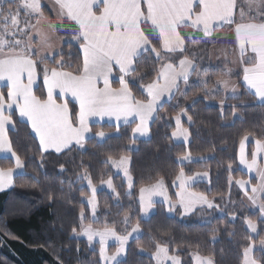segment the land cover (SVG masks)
I'll use <instances>...</instances> for the list:
<instances>
[{"label": "snow or ice", "instance_id": "snow-or-ice-1", "mask_svg": "<svg viewBox=\"0 0 264 264\" xmlns=\"http://www.w3.org/2000/svg\"><path fill=\"white\" fill-rule=\"evenodd\" d=\"M3 3L4 0H0V153L5 157L10 154L14 167L0 166V191L12 187L16 175H28L23 171L25 162L13 149L8 135L9 126L12 129L16 127L13 119L16 113L21 122L26 118L39 140L41 168L44 166V154L49 150L62 153L74 147L83 149L85 141L93 135L101 140L110 138V134L104 131L93 134L90 127V122L99 123L105 117L109 122L115 118L117 131L121 121L125 125L135 123L133 136L137 133L145 136L149 132V122H154L163 107L162 99L165 96L169 100L174 98L180 91L181 82L187 85L193 74L199 77L206 75L200 71L195 58L197 52L193 50L191 55L186 54L191 46L198 43L193 37H199L201 32L203 37L199 39L206 40L213 37L217 29L232 26L235 50H238V60L234 63H238L242 70L243 84L258 104L264 106V0H50L56 18L45 15L42 0H19L15 8H5ZM238 7L237 14L235 10ZM66 22H74L71 26L75 30L71 34L65 32L64 36L75 41L81 53L80 63L74 70H67L73 65L63 58L62 49L52 50L51 41L57 33L64 31ZM21 23L23 27H20ZM189 29L192 31H187ZM63 39L61 37L62 42ZM145 53L154 54L158 65L153 79L146 84L143 81L147 73L137 75V65ZM57 56L61 58L57 60ZM47 61L54 66H49ZM233 75L229 69L218 77L217 91L223 87L231 91L232 98H239L238 84L232 81ZM114 82H118L119 87H113ZM201 82L205 88L204 99L214 100L215 96L207 88L208 80L202 78ZM130 85L138 86L142 93H146L144 99L137 98ZM37 91L41 94L38 95ZM73 102V107H70ZM224 102L220 101L221 106ZM177 107L180 114L175 117L177 131L172 136H182L185 142H190L188 130L181 126V117L187 116L188 110L179 104ZM232 107L235 116L236 105ZM92 118L99 119L93 121ZM187 119L192 123L191 116ZM253 135L246 133L241 138L239 163L249 173H255L256 183L250 192L246 188L251 184L250 180H236L235 184L244 189L251 205L259 209L258 218L264 224V137L255 138L254 147L248 152L246 142ZM129 161L130 157L125 155H121L119 160L109 156L106 163L123 170L128 181L127 194L131 195L133 177L125 167ZM178 161L191 163L193 158L187 152L179 156ZM228 170H232L231 163ZM60 171H64L63 165ZM208 175L205 171L186 176L181 167L172 182L179 188L175 192V203L168 195L164 178L159 177L155 183L139 189L140 211L148 214L155 204L153 196L163 197L162 203L167 204L169 213L181 209V214L187 215L197 211L198 207L219 208L220 205L206 194L189 190L190 182ZM32 179L39 182L36 176ZM77 179L87 180L91 189L87 204L91 206L93 220H96L97 187L87 171ZM106 183L116 192L111 179ZM232 183L229 178L230 187ZM116 197L119 203V193ZM79 217L80 231L74 227L73 233L85 235L90 243L99 237L100 259L105 264H121L120 258L125 254L129 238L141 231L139 224L128 231L129 215H125L122 221L125 225L123 232H118L115 222L111 225L106 223L102 229L94 228L90 223L85 225L83 208ZM245 223L252 234L259 235L255 221L246 217ZM110 238L118 244L111 254L107 251ZM246 239L249 242L243 247L242 264H264V238L257 242L250 234ZM151 258L156 264H168L169 261L181 264L179 255L175 252L170 254L167 242L161 244L156 241ZM193 260L195 264H215L211 254L201 256L196 252Z\"/></svg>", "mask_w": 264, "mask_h": 264}, {"label": "trees", "instance_id": "trees-1", "mask_svg": "<svg viewBox=\"0 0 264 264\" xmlns=\"http://www.w3.org/2000/svg\"><path fill=\"white\" fill-rule=\"evenodd\" d=\"M17 3L16 0L6 1L3 7L15 8ZM43 10L46 16L52 17L46 9ZM23 18L21 13V21ZM20 27H23V23ZM230 28L227 26L216 31L213 37L206 38L207 42L199 39L203 37L199 33V37H193L198 43L186 53L191 55L193 50L197 52L195 58L200 71L206 73L203 79L208 80L207 88L215 96L214 100H208H225L224 106L208 105L204 99V85L191 79L184 90L181 91L180 87L174 98L163 104L149 126L148 140H134L131 125L119 127V131L114 126L91 125L93 134L99 131L116 134L102 142L90 138L83 149L74 147L71 151L56 155L45 153L44 166L41 168L38 144L28 126L13 117L16 127L9 131V138L13 149L24 160V171L28 175L14 177L10 192L0 195V264H100L98 246H90L85 240L73 236L72 229L75 227L78 230L80 227L79 213L82 208L86 217L84 223H90L94 228L102 229L106 223L111 225L115 222L118 232H123L125 215L131 217L128 231L139 224L142 233L129 242L121 264H154L151 252L155 251L156 241L161 244L167 242L170 254L175 252L179 255L181 264H192L193 253L196 252L201 256L211 254L215 264H242L243 247L249 242L246 237L250 235L244 227L245 218L257 223L259 235L254 237L257 242L264 238V224L260 223L257 213L252 214L242 204V193L234 184L230 187L229 178L233 181L250 180L254 184L238 169L237 154L239 142L246 133L254 134L246 145L248 152L254 147L255 138L264 137V106H260L253 95L244 89L239 74L232 76L240 90L239 98L225 99L221 91L215 88L217 78L222 77L227 70L208 67L207 55L212 41H216ZM74 30V27L65 24L64 31L56 35L69 39L64 33L71 34ZM78 49L76 42L63 44V58L73 65L72 69L67 70H74L80 63L81 53ZM60 58L56 57L57 60ZM47 63L54 66L51 61ZM157 67L154 57L145 53L137 65V75L147 73L143 81L146 84L153 79ZM113 86L117 87V83L114 82ZM132 90L137 98L144 99L138 86H132ZM37 94L41 93L37 91ZM194 100L196 102L193 104ZM177 104L186 107L187 116L192 117V123L182 121L181 124L190 134L188 143H175L171 138L175 130L174 119L180 114ZM73 105L70 104V107ZM232 105H236L235 116ZM187 152L191 153L194 161L180 164L178 157ZM121 155L130 157L128 169L133 177L131 195L127 194L129 191L121 176L114 174L106 163L109 156L119 159ZM230 163L231 171L228 170ZM61 165L64 167L63 172L60 171ZM0 166L11 167L12 162L0 159ZM181 167L186 176L205 171L209 173L207 182L196 183L191 190L214 199L220 205L219 210L198 209L182 217L177 209L171 216L163 204L156 203L151 216L141 219L139 189L163 177L168 195L174 202L176 197L172 182ZM85 171L90 174L94 185L111 179L116 188V192L104 190L96 193L97 219L94 221L89 219V211L83 200V197L88 196L87 189L77 179ZM32 176L38 177L39 182L33 180ZM116 193H119V203ZM220 210L222 214L219 215ZM3 242L8 243L18 256L9 253ZM36 251L39 254H34V260L30 254Z\"/></svg>", "mask_w": 264, "mask_h": 264}, {"label": "rangeland", "instance_id": "rangeland-1", "mask_svg": "<svg viewBox=\"0 0 264 264\" xmlns=\"http://www.w3.org/2000/svg\"><path fill=\"white\" fill-rule=\"evenodd\" d=\"M6 1H14V0H4V2H6ZM16 1H18L19 2V0H16ZM4 4V3H3ZM42 6H43V8L44 9H46L47 10V12L49 13V15L50 16H52V18H56V13L55 12H53L52 11V4L51 3H49L47 0H42ZM254 14V13H253ZM65 24H69L68 22H66ZM227 41H224V43L223 44H225ZM64 43H75V41H71L70 39H63V42L61 41V38H59L57 35H55L54 37H53V39H52V41H51V44H52V50H61L62 49V46H63V44ZM234 47V46H233ZM51 51V50H50ZM220 58V57H219ZM238 60V55H237V52H234L233 50L231 51V53H230V56L229 55H227V61H225L224 62V67H225V69L226 70H229V69H231L232 70V72L234 73V74H239V72H241V68H240V66H239V64L238 63H234V61H237ZM222 89H223V87H221ZM224 90V89H223ZM225 91V90H224ZM237 93H238V90H237ZM225 96L226 97H232V93H231V91L230 90H227V92L225 91ZM224 97V96H223ZM205 102L208 104V105H210V106H217L218 104H217V102H212L211 100H205ZM220 107H223V106H221V105H219ZM187 116H182L181 117V124H182V121L183 120H187V118H186ZM188 121V120H187ZM174 127H176V121H175V119H174ZM177 130H175V132H176ZM171 138L175 141V142H177V141H182L183 140V137L182 136H177V137H173L172 136V134H171ZM100 142H102V141H100ZM248 142L249 141H247L246 142V145L248 144ZM255 144V143H254ZM239 147H240V145H239ZM246 149H247V147H246ZM239 151H240V148H239ZM247 151V150H246ZM238 158V169L239 170H241V171H243L247 176H248V179H251L252 181H254V184L256 183V180H255V173L253 172V173H249L248 172V170L243 166V165H241L240 163H239V156L237 157ZM250 158V157H249ZM117 160H119V159H117ZM194 161V160H193ZM180 163V162H179ZM184 163H188V162H184ZM184 163H183V165H184ZM107 164H109L110 165V167H111V169H112V171L114 172V174H117V175H120L121 176V178H122V180H123V183H124V185L125 186H127V190L129 191V188H128V181H127V178L124 176V172H123V170L122 169H118V168H116L114 165H112L110 162H108ZM180 164H182V163H180ZM125 167H127V168H129V163L127 164V165H125ZM84 173V172H83ZM83 173H81L80 175H82ZM197 174V173H196ZM202 174V173H201ZM195 176V175H194ZM207 180H208V177L207 178H204V179H197L196 181H194V182H190V191H192L191 190V187L192 186H194V185H196V183H204V182H207ZM232 180V179H231ZM243 180V179H242ZM80 181V180H79ZM108 181V180H107ZM232 184H234L235 186H236V188L240 191V193H242V204H244L245 206H246V208L252 213V214H255V213H257L258 215H259V209L258 208H256V207H253L252 205H251V203H250V201L247 199V197L244 195V189H240L239 188V186L238 185H236L235 184V181H233L232 180ZM178 183V182H177ZM81 185L82 186H84L86 189H87V192H88V196H86V197H83V200H84V202H85V204H86V207H87V209H88V211H89V219L90 220H93V218H92V211H91V206L90 205H88L87 204V198L88 197H90L91 196V189L88 187V183H87V180H81ZM96 187H97V192H99V191H104V190H107V191H109V192H111L112 190L110 189V188H108V186H107V183H106V181H105V183H103V184H99V185H95ZM251 186H252V184H249V185H247L246 186V188L249 190V192H250V188H251ZM174 188H175V192H177V191H179V188L178 187H175L174 186ZM96 192V193H97ZM139 195H140V193L138 194V197H139ZM152 200L155 202V204L156 203H158V204H163L164 205V207L166 208V211H167V204L166 203H162V201H163V197L162 196H153L152 197ZM211 200V199H210ZM96 201H97V199H96ZM175 201H176V199H175ZM175 201L173 202V203H175ZM225 201L226 200H224V203H225ZM138 202H139V198H138ZM140 207V206H139ZM198 209H207V210H209L206 206H203L202 208L201 207H198ZM179 211H180V213L182 212V210L181 209H178ZM216 211L217 210H219L218 208L217 209H215ZM96 211H97V209H96ZM155 211V208L153 207L152 209H150L149 210V212H148V214H144V213H142L141 211H140V218L141 219H147L149 216H151V214L153 213ZM219 212V215L220 214H222V211L220 210V211H218ZM167 213H168V215H173L174 214V212H172V213H169L168 211H167ZM190 214H192V213H189V214H187V215H182L181 214V216L182 217H186V216H188V215H190ZM94 221V220H93ZM85 224V223H84ZM85 225H87V224H85ZM136 226V225H135ZM134 227V226H133ZM244 227H246L247 228V230H248V232H249V234H251L253 237H255L256 236V234H252L251 233V230L248 228V226H247V224L245 223V220H244ZM80 231V227H79V229L77 230V232H79ZM129 231H131V229L129 230ZM141 231L139 232V233H136V234H133L130 238H129V242L131 241V240H133V239H136V238H138L140 235H141ZM73 236H75L77 239H81V240H85L86 242H87V244L88 245H90V246H95V245H97L98 246V248H97V252H98V257H99V263L100 264H105V262H103V261H101V259H100V245H99V237H96V238H94V240H93V242H89L88 241V239H87V237L85 236V235H75L74 233H73ZM129 242H128V245H129ZM3 244H4V248H6V250L9 252V253H11L14 257H15V255H17V254H15V252H14V250L13 249H11V246L8 244V243H4L3 242ZM127 245V246H128ZM127 246H126V248H127ZM118 247V244L113 240V239H109L108 240V249H107V251H108V253L109 254H111V253H113V252H115L116 251V248ZM125 251H126V249H125ZM39 252V251H38ZM37 251L36 252H32L33 254H30L32 257V259H34V260H36L35 259V255L36 254H39ZM15 254V255H14ZM35 254V255H34ZM125 255V254H124ZM18 256V255H17ZM28 257H30L29 255H28ZM124 257L125 256H123V257H121L120 259L121 260H123L124 259ZM34 260H31L32 262H34ZM44 260V259H43ZM153 260V263L154 264H156V262H155V260L154 259H152ZM192 264H195V261L193 260V257H192ZM243 262V261H242ZM168 264H171V262L169 261L168 262Z\"/></svg>", "mask_w": 264, "mask_h": 264}, {"label": "crops", "instance_id": "crops-1", "mask_svg": "<svg viewBox=\"0 0 264 264\" xmlns=\"http://www.w3.org/2000/svg\"><path fill=\"white\" fill-rule=\"evenodd\" d=\"M49 3H50V0H47ZM236 12H237V14H238V12H239V7L235 10ZM69 24H66L67 26H70V27H72L71 25H74V22H68ZM227 26H229V25H225L224 27H227ZM224 27L223 28H221V29H224ZM232 27V26H231ZM221 29H217L216 31H218V30H221ZM202 33V32H201ZM200 33V34H201ZM203 34V33H202ZM224 41H227L225 44H223L224 43ZM234 46V47H233ZM236 49V45H235V40H234V35H233V33H232V31H231V28L230 29H227L226 31H225V33H224V35H222V36H220L214 43H213V45H212V47L209 49V51H208V59H207V66L208 67H211V68H214V67H221V68H224L225 69V67L223 66L224 65V62L225 61H227V55H229L230 56V53H231V51L233 50L234 52H237V55H238V50H235ZM58 51V50H57ZM153 57H154V54L152 55ZM220 57V58H219ZM242 71V70H241ZM240 73L241 72H239V78H240V81H241V84H242V86L244 87V89H246L247 90V92L248 93H250V91L246 88V85H244L243 84V82H242V76L240 75ZM202 78H204V77H199V76H197L196 74H193L192 76H190V78H189V82L191 81V79L192 80H196V81H200L201 82V79ZM232 81L234 82V83H236L233 79H232ZM117 83V87H119V84H118V82H116ZM114 87V86H113ZM181 91L182 90H184L185 88H186V85H184L182 82H181ZM215 88L217 89V86H216V82H215ZM5 91H6V89H4ZM237 90H238V95H239V93H240V90L237 88ZM219 91H221V93L223 94V96H224V98L226 97L225 95V91L220 87L219 88ZM227 92V91H226ZM144 94V96L146 95V93H143ZM253 97L255 98V96L253 95ZM227 98H232V97H227ZM69 100H71V97H69ZM255 100H256V98H255ZM257 101V100H256ZM59 102V101H58ZM167 102H169V99H168V97L167 96H165L163 99H162V101H161V103L162 104H164V103H167ZM75 102H73L72 104H74ZM258 103V102H257ZM217 106L218 107H220L219 105H221L220 104V102H217ZM223 106H224V104H223ZM77 107H78V105H77ZM15 117L19 120V118H18V113H16V115H15ZM187 118V117H186ZM99 118H92V120L93 121H95V120H98ZM188 120V119H187ZM187 120H183V121H185V122H187ZM20 121V120H19ZM151 122L152 121H150L149 122V125H148V127L150 126V124H151ZM27 126H28V128H29V131H30V133L32 134V137H34V139H35V141H36V143L39 145V140H38V138L36 137V135H35V133L32 131V129H31V126H30V124H28L27 122H26V118H25V122H24ZM137 123H138V121H137ZM91 125H98V126H101V125H107V126H114V127H116L117 128V122L115 121V118H112V121L111 122H109V120H108V118L107 117H105V119L103 120V121H100L99 123H94V122H90V126ZM125 124H123V122L121 121L120 122V124H119V127H123ZM131 126H132V128H134L135 126H136V124L135 123H132V124H130ZM182 128H184L183 126H182ZM150 129V128H149ZM184 129H186V128H184ZM13 129H12V127L11 126H9V131H12ZM175 130H177V127H175ZM175 130L173 131V132H175ZM172 132V133H173ZM106 133V132H105ZM108 134H110V137H112L114 134H116V133H113V134H111V133H108ZM9 135V134H8ZM149 136H150V132H148V134L147 135H145V136H140V134L139 133H137L136 135H135V137L133 136V133H132V138L134 139V140H148V138H149ZM93 137H94V139L96 140V141H102L99 137H95L94 135H93ZM88 140H90V139H88ZM88 140H86V141H88ZM189 140H190V137H189ZM86 141H85V143H86ZM174 141V140H173ZM175 142V141H174ZM175 143H188V142H185L184 141V138H183V140L182 141H177V142H175ZM240 148V147H239ZM65 151H67V150H65ZM64 151V152H65ZM48 153H51V154H54V155H56V154H59V153H56L54 150H49V152ZM239 156V150H238V154H237V157ZM0 159H8V160H10L11 162H12V166L11 167H14V160L10 157V154H8V157H5V155L4 154H2V153H0ZM24 171V170H23ZM16 176H22V175H16ZM15 176V177H16ZM14 184V183H13ZM13 187V186H12ZM12 187H9V188H6L5 190H3V191H0V195L1 194H5V193H8V192H10V190L12 189Z\"/></svg>", "mask_w": 264, "mask_h": 264}]
</instances>
